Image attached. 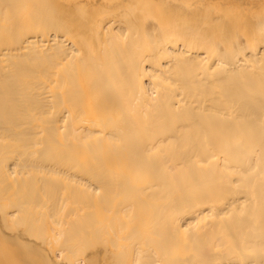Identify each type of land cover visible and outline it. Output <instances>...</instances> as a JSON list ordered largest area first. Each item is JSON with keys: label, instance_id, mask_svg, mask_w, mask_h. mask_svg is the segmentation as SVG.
I'll use <instances>...</instances> for the list:
<instances>
[{"label": "bare ground", "instance_id": "obj_1", "mask_svg": "<svg viewBox=\"0 0 264 264\" xmlns=\"http://www.w3.org/2000/svg\"><path fill=\"white\" fill-rule=\"evenodd\" d=\"M0 264H264V0H0Z\"/></svg>", "mask_w": 264, "mask_h": 264}]
</instances>
